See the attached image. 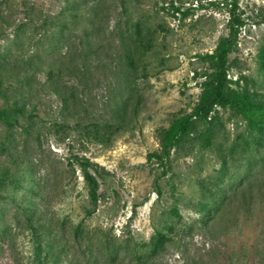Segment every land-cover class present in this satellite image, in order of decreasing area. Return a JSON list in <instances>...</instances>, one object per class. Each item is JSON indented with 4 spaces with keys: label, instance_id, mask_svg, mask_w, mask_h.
I'll list each match as a JSON object with an SVG mask.
<instances>
[{
    "label": "rangeland",
    "instance_id": "374dc122",
    "mask_svg": "<svg viewBox=\"0 0 264 264\" xmlns=\"http://www.w3.org/2000/svg\"><path fill=\"white\" fill-rule=\"evenodd\" d=\"M237 5L226 77L264 100V0ZM230 6L0 0V71L20 77L0 89L22 109L0 98V264H264V135L215 106L164 163L147 156L197 107L214 70L201 56L227 36ZM119 114L130 124L116 130ZM85 159L99 185L90 214ZM156 231L168 239L152 254Z\"/></svg>",
    "mask_w": 264,
    "mask_h": 264
},
{
    "label": "trees",
    "instance_id": "16d2710c",
    "mask_svg": "<svg viewBox=\"0 0 264 264\" xmlns=\"http://www.w3.org/2000/svg\"><path fill=\"white\" fill-rule=\"evenodd\" d=\"M228 21V34L222 37L214 51L201 56L202 59L209 61L214 70L212 78L209 82L204 83L203 90L200 95V100L197 107L190 113H183L174 116L170 123L166 127H162L158 130V143L159 151H153L148 153V158H153L156 162L164 163L169 157L171 150L180 142L187 140L191 135L198 131L199 124L207 121L210 113L213 111L215 106L230 107L236 113L241 114L248 128L259 135H264V100L259 97L256 93L250 92L246 89L237 90L230 86V80L226 77V66L228 61V55L231 52L237 38V34L242 21L239 15L236 13L238 8L237 0H230ZM176 11H179V7H175ZM138 40V41H137ZM137 45L149 47V43L141 42L139 34L134 41ZM146 44V45H145ZM127 64L130 66L134 65L133 57L130 54L125 55ZM18 74L11 71H0V83L10 82L18 83L20 81ZM18 90V89H17ZM20 90V89H19ZM19 94H21L18 91ZM0 98L4 102H11L13 108L21 112L22 109L17 105V102L12 95L7 91L0 89ZM6 109L0 108V119L6 118ZM119 121L117 123L116 130L126 128L130 124V120L124 118L122 114H119ZM112 126L109 125L108 132L98 133L99 140L109 138L110 132L113 130ZM212 132H205L201 134L202 141L205 146L210 144V137ZM225 163V161H224ZM79 165L82 169L83 178L88 187V198L92 209L89 214L92 213L96 207L98 201V181L94 174L90 171L91 163L85 160H79ZM200 212L203 217H209L210 207L207 202L201 201ZM177 214V211H173ZM168 236L161 231H156L155 236L150 240L149 247L152 254L157 253L164 245Z\"/></svg>",
    "mask_w": 264,
    "mask_h": 264
}]
</instances>
